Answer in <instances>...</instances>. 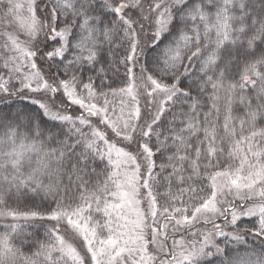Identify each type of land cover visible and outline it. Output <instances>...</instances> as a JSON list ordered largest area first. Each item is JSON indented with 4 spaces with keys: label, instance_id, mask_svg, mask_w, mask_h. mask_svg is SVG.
Wrapping results in <instances>:
<instances>
[{
    "label": "snow or ice",
    "instance_id": "1",
    "mask_svg": "<svg viewBox=\"0 0 264 264\" xmlns=\"http://www.w3.org/2000/svg\"><path fill=\"white\" fill-rule=\"evenodd\" d=\"M41 3L0 0V94H38L0 116V215L56 223L31 255L10 226L0 264H264L213 243L217 218L264 237V0ZM13 190L56 207L17 212Z\"/></svg>",
    "mask_w": 264,
    "mask_h": 264
},
{
    "label": "trees",
    "instance_id": "2",
    "mask_svg": "<svg viewBox=\"0 0 264 264\" xmlns=\"http://www.w3.org/2000/svg\"><path fill=\"white\" fill-rule=\"evenodd\" d=\"M251 2L256 5L257 9H259V0H251ZM37 4L40 7V11H43V4L41 3V0H37ZM5 12L6 10L4 7L0 5V17H4ZM107 18L108 17H105V19ZM3 27V25H0V30H3ZM257 43H259V41H257ZM122 55L123 53L119 51L112 54L113 58H119ZM119 70L121 73H123L122 66L119 67ZM195 70L196 68L193 67L192 71ZM0 75H2V73H0ZM84 75H91V73L87 72L85 69ZM193 95H195V93H193ZM36 98H38V94L32 93H28L27 95L16 94L11 96L0 94V116L9 113L12 116H15L18 111L36 113L38 105H35L32 102ZM235 114L242 116L243 110L238 111ZM170 118L171 117H169V119ZM43 121L44 126L50 129H54L55 125L58 123L57 121H53L48 117H43ZM24 122L26 123L27 121L25 120ZM258 126L264 127V124H260L258 122ZM0 131H2V129H0ZM157 163H160V161L157 160ZM73 194L76 196L79 195V193H76L74 189L72 193L67 195L63 190H61L59 193L60 197L64 198V203H68V195ZM5 200L7 202V208L14 209L17 212L23 213L28 211H38L43 215H47L50 209L55 208L57 202L53 195L45 194L44 192L40 191L32 192L31 190H22L19 193L13 190L11 193L5 196ZM0 208H4V206L0 205ZM238 223L242 225V227L237 229L241 236L240 241H237L232 236L228 235L220 237L215 244L220 248L225 249L226 252L228 249H233L240 252H254L258 255L264 251V237H257L254 235L255 229L252 228V219L242 218L240 221H238ZM10 226H14L16 231L20 234L18 239L26 238L24 253L25 255H31V252H29L27 249V245H33L31 251L35 252L39 245L47 243V230L53 226V222L47 219H29L23 220L22 223H20V221L14 222L10 216L5 217L0 215V234L10 231ZM230 230L233 232L231 227Z\"/></svg>",
    "mask_w": 264,
    "mask_h": 264
},
{
    "label": "rangeland",
    "instance_id": "3",
    "mask_svg": "<svg viewBox=\"0 0 264 264\" xmlns=\"http://www.w3.org/2000/svg\"><path fill=\"white\" fill-rule=\"evenodd\" d=\"M20 2H25V0H20ZM24 37L21 36V39H23ZM79 110L76 108V106H67V112L69 114H72V113H76L78 112ZM244 218H248V217H244ZM12 219V217H11ZM24 219L20 218V219H17V220H13L14 222H18L20 221V223H22ZM30 220H33V219H30ZM53 222V225L56 223L55 221H52ZM216 223L219 224L221 226V228L223 229V231L225 233H232V235H229V236H234L235 233H233L231 230H230V227L227 222H225L222 218H217L216 219ZM200 232V233H208V232H215V229H213L212 225L211 224H206L204 223L203 221L197 223L194 227H192L191 229L189 230H184V229H181L180 232H177V233H174V238L176 240H180L182 237L185 239L186 242H189L192 240V235L191 233L192 232ZM228 236V235H227ZM220 237H224V236H220V235H214L213 237V243L215 244L216 241L220 238ZM171 239L172 237L169 238V243H171Z\"/></svg>",
    "mask_w": 264,
    "mask_h": 264
}]
</instances>
